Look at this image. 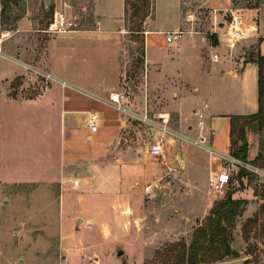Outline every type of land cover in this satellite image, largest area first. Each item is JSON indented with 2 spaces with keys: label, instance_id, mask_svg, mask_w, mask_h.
Returning a JSON list of instances; mask_svg holds the SVG:
<instances>
[{
  "label": "rangeland",
  "instance_id": "obj_1",
  "mask_svg": "<svg viewBox=\"0 0 264 264\" xmlns=\"http://www.w3.org/2000/svg\"><path fill=\"white\" fill-rule=\"evenodd\" d=\"M128 1L141 3L140 0ZM78 2L54 0L53 8L66 3L70 14L77 18L79 25L81 22L82 30L90 17L80 9ZM11 4V17L20 12L23 16L15 24L5 25L1 24L0 17V32H11L4 44L8 59H0V264H178L179 246L190 245L194 232L205 224L211 209L227 197L244 202L231 239V248L238 257L202 264H264V125L258 131L245 130L247 154L244 160L232 156L234 148L230 145L228 155L236 164L230 166L229 158H213L212 163L209 162L213 174L230 166L231 182L219 192L211 191L210 174L200 166L207 157L203 150L167 137L164 147L169 151L165 152L166 160L162 163L148 154L157 132L126 116L122 136L127 141L128 156L120 164L124 166L120 175L104 172L94 182L80 181L79 188L72 186V181L78 179H67L63 189L62 184L57 186L58 181L56 185L44 181L43 176L53 178L54 173L41 168L44 159L55 164L60 140L55 138L54 132L49 134L42 127L36 129L31 118V102L28 101L43 95L52 83L33 72L32 69H38L34 61L53 39L47 51L51 71L58 76L69 68L68 62L73 63L70 66L73 69L76 66L79 70L82 66L83 70L99 72L97 79H105V71L116 67L113 62L105 66L110 60L102 50L93 47L94 44L84 43L80 49L78 41L71 46L75 36L43 33L49 20L45 17L47 10L42 0H14ZM240 6L243 7L235 8L255 9L244 23L248 26L255 23L259 34L264 36V0H243ZM1 8L0 4V13ZM196 10L199 31L208 36L211 16L208 10ZM229 20L226 16V22ZM243 31L246 33L245 28ZM128 36L136 41L134 60L135 55L141 53L142 35ZM255 50V47L248 50L247 59L253 62ZM80 52L86 56L95 54L96 60L80 56ZM260 54L264 55V41ZM141 62L128 69L136 74H132V78L138 83L142 81L138 74ZM126 89L128 92L129 88ZM24 105L28 106L24 109ZM132 110L138 114L143 111L137 101ZM148 113L151 117L168 114L169 129L177 135L189 136L177 130V118L168 108L150 106ZM203 116L206 123L205 113ZM190 123L193 126L191 138L196 139L197 113L190 116ZM222 128V122L212 126L219 141L224 136ZM238 128L236 124L234 142L238 140ZM189 162L200 165L189 168ZM20 167L30 177H36L34 181L18 179L16 172ZM146 186H151L150 192L144 190ZM62 191H67L64 197ZM72 195L78 199L77 205L70 199ZM68 199L75 203L73 213L69 210L71 204L66 205ZM78 218L82 219L81 223ZM117 247L123 252L121 257L116 255Z\"/></svg>",
  "mask_w": 264,
  "mask_h": 264
},
{
  "label": "crops",
  "instance_id": "obj_2",
  "mask_svg": "<svg viewBox=\"0 0 264 264\" xmlns=\"http://www.w3.org/2000/svg\"><path fill=\"white\" fill-rule=\"evenodd\" d=\"M242 1L153 0V12L142 26L141 53L135 55L142 57L138 69L142 81L138 83L132 78V74H136L128 70L136 41L128 36L131 33L125 21L124 0H119V7L117 0H79L80 9L88 12L90 20L80 32L68 34L75 36L71 46L75 41H78L79 48L84 43L94 44L93 47L102 50L110 60L105 66L113 62L116 68L107 69L105 79H97L96 74L99 72L83 70L82 66L79 70L76 66L73 69L70 67L73 63L68 62L69 68L58 76L51 71L47 51L53 39L49 40L43 53L34 61L38 70L43 69L55 79L43 95L28 101L31 102V118L36 129L42 127L49 134L54 132L55 138L60 140L59 151L55 152V164L48 158L44 159L41 168L54 172L53 178L43 176L44 181L49 185H56L58 181L57 186L62 184L63 189L67 179H78L79 188L80 181L94 182L101 173H122L124 166L120 164L128 156L127 141L122 136L126 117L113 109L108 100L112 93H127V104L131 109L134 101H137L140 109L147 108V111L150 106L168 108L177 118V130L189 134L188 137H191L190 131L193 129L190 116L205 113L210 146L217 152L229 154L230 118L252 115L258 110L257 66L247 56L248 50L253 47L256 48V56L261 55L260 48L264 41L255 23L250 26L244 23L246 33L243 31V37L238 40L229 41L226 37V16L239 13L247 22L255 10L235 8L243 7L240 6ZM62 8L63 5L55 7V10ZM199 8L208 10L211 16L208 36L199 31V17H196V9ZM213 10L218 14L213 15ZM66 11L71 13L68 5ZM178 29L185 32L183 35L186 38L180 37L167 43L165 34ZM83 55L96 60L95 54L86 56L80 52V56ZM61 82L67 86L63 88ZM126 87L129 88L128 92ZM203 102L207 104L200 108ZM27 106L24 105V109ZM90 117L94 118L97 125L95 133L86 127ZM187 122L190 124L186 125ZM221 122L224 136L219 141L212 126ZM164 151L168 152L169 149L164 147ZM206 155V162L195 166H203L205 173L210 176L216 175L209 164L213 157ZM193 164L189 162L187 166L195 169ZM16 176L22 181H34L36 178L27 175L22 167L17 170ZM65 193L67 191H62L63 197ZM71 197L77 205L78 199H74L75 195ZM66 201L68 207L71 204L69 210L73 213L75 203L71 200L68 202L69 199Z\"/></svg>",
  "mask_w": 264,
  "mask_h": 264
},
{
  "label": "trees",
  "instance_id": "obj_3",
  "mask_svg": "<svg viewBox=\"0 0 264 264\" xmlns=\"http://www.w3.org/2000/svg\"><path fill=\"white\" fill-rule=\"evenodd\" d=\"M11 1L14 0H0L2 25L15 24L23 16L20 12L11 17ZM140 1L141 3L138 4L124 0L125 21L132 36H138L142 32L144 21L153 12V0ZM53 11V6L47 9L45 17L49 21L52 18ZM254 63L258 71L257 113L230 118V145L234 148L232 156L240 160H244L247 154L245 130L258 131L264 125V56L257 55ZM236 124H239L238 140L234 142L232 137ZM243 205V201L233 200L230 197L216 203L211 209L205 224L199 226L194 232L190 245L187 248L183 244L179 246L180 259L178 264H202L220 261L226 257L237 258L238 253L231 248L232 230L235 227L236 218L243 211Z\"/></svg>",
  "mask_w": 264,
  "mask_h": 264
},
{
  "label": "built area",
  "instance_id": "obj_4",
  "mask_svg": "<svg viewBox=\"0 0 264 264\" xmlns=\"http://www.w3.org/2000/svg\"><path fill=\"white\" fill-rule=\"evenodd\" d=\"M67 4H63V8L61 10H54L52 14V18L49 21L46 28L43 30V33L50 35H58V34H72L80 32V25L77 18L73 17L71 14H68L66 11ZM213 15L218 14L216 10L212 11ZM228 32L226 37L229 41L238 40L243 37V29H244V19L243 16L239 13L234 14L230 13V20L227 24ZM183 34L184 31L180 29L176 31H172L165 34V40L167 43H172L173 41L178 40ZM188 34H190L188 32ZM11 36V32L2 31L0 32V59H8L4 51V44L6 40ZM216 58V56L214 57ZM33 72L45 79L47 82H54L55 79L48 73L40 71L38 69H32ZM60 85L64 88L66 87V83L61 82ZM126 93H112L109 95V102L111 103L113 109L119 113L120 115H124L129 117L132 120L138 121L150 128H153L157 132V138L149 145L148 154L150 157L160 160L162 163L165 162L166 156L164 151L165 139L167 137H175L178 141L188 143L191 146L199 148L205 151L209 157L213 158H229L230 166L236 162L233 161L232 158L228 154H222L217 152L214 148L210 146L209 136L207 125L204 121V116L201 113H197V123L196 130L198 132V136L196 139H192L188 136L177 135L172 132L168 127L169 116L168 114H158L156 116H150L147 108H144L142 113L138 114L134 112L127 104ZM87 129L95 133L97 131V125L94 122V118L90 117L86 123ZM230 166L226 168H222L216 175L210 176L208 180V184L210 186L211 191L219 192L223 186L228 185L230 180ZM72 186L77 188L79 186V182L77 180L72 181ZM151 186H146L144 190L146 192H150Z\"/></svg>",
  "mask_w": 264,
  "mask_h": 264
},
{
  "label": "water",
  "instance_id": "obj_5",
  "mask_svg": "<svg viewBox=\"0 0 264 264\" xmlns=\"http://www.w3.org/2000/svg\"><path fill=\"white\" fill-rule=\"evenodd\" d=\"M42 2H43V6L46 10L49 9L54 4V0H42ZM141 61H142V57L140 55H137L135 57V59L131 62V65L129 67L134 66V65L140 63ZM81 222H82V220L78 219V223H81ZM116 255H117V257H121L123 255V252H122L120 247H117ZM122 264H126V263L123 262Z\"/></svg>",
  "mask_w": 264,
  "mask_h": 264
}]
</instances>
